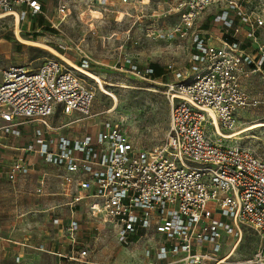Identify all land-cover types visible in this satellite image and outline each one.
Segmentation results:
<instances>
[{"label": "built area", "instance_id": "built-area-1", "mask_svg": "<svg viewBox=\"0 0 264 264\" xmlns=\"http://www.w3.org/2000/svg\"><path fill=\"white\" fill-rule=\"evenodd\" d=\"M51 1L0 0V12L14 16L20 24L45 15ZM151 1L159 6L153 11V21L161 17L177 21L171 27L158 26V31L152 27L147 35L191 41L188 68L168 63L157 77L172 75L162 82L170 105L164 141L150 150L136 149L122 124L106 120L95 134L77 142L61 136L54 146L39 130L25 150L65 167L61 187L71 196L72 207L94 188L89 196L112 219L119 242L129 244L137 235H158L155 264H220L223 234L240 240L244 226L254 229L262 241L249 262L264 264V158L248 147L222 143L217 132L218 128L234 130L242 111L264 106V96L256 97L243 86L245 77L264 73V10L253 8L255 0L89 3L103 8L102 13L117 4L142 10ZM56 9L65 16V0ZM209 18L222 29H202ZM64 61L48 58L35 69L18 64L3 69L0 136L20 135V126L28 121H39L50 129L47 117L57 109L93 116L94 91L85 76ZM78 65L90 68L87 59ZM129 68L141 78L156 79L153 67L142 69L131 63ZM31 165L18 157L10 165L9 178L28 173ZM65 230L75 242L78 220L72 217ZM87 256V248L80 250V259Z\"/></svg>", "mask_w": 264, "mask_h": 264}, {"label": "rangeland", "instance_id": "rangeland-1", "mask_svg": "<svg viewBox=\"0 0 264 264\" xmlns=\"http://www.w3.org/2000/svg\"><path fill=\"white\" fill-rule=\"evenodd\" d=\"M59 1L52 0L45 10V15L26 19L20 24L12 15L0 16V81L3 69L11 65H25L35 69L48 58L63 60L60 55L36 42L53 47L77 65L78 62L87 59L90 63L88 70L99 74L105 81L107 89L116 98L104 93L94 80L83 75L87 85L95 93L91 107V114L95 115L70 125L69 129L81 134L87 128L94 130L102 126L104 121L112 120L126 128L136 149L150 150L153 146L161 144L166 136L170 113V105L162 82L166 78L171 79L172 75L167 74L162 79L156 78L152 81L131 72L129 65L134 63L144 69L157 64L165 72L166 65L174 63L184 70L187 69L191 53L189 38L166 40L147 35L152 27L158 31V26H174L177 18L161 17L157 22L153 21V11L159 8L156 1L143 5L142 10L132 5L117 4L100 13V9L103 8L91 5L89 0H65L67 14L60 16L56 9ZM253 8L264 10V0H255ZM16 23L24 39L36 42L20 40L15 33ZM65 64L70 67L67 62ZM243 86L252 95L262 98L264 73L258 72L245 77ZM75 118L55 112L53 116L47 117V122L51 125H60ZM257 121H264L262 105L242 111L236 128L226 130L224 133L249 127ZM41 124L36 122L24 126L22 131L31 130L32 126L36 131L42 130ZM238 137L240 138H221V142L226 145L248 147L264 158V127L249 129ZM14 152L13 149L0 147V210L1 212L5 209L14 210L8 214L0 213V221L3 217L13 229L17 219H20L19 216H24L22 221L27 223L26 243L37 246L42 242L44 248L49 250L53 243L57 242L56 239L63 235L52 228L51 208L55 201L51 196L40 198L29 188L23 190L25 197L22 200L10 198L9 195L17 192L15 189L19 188L17 184L15 187L8 182L1 170L7 161H11ZM51 190L52 188L47 191ZM98 205L96 203L84 205L78 211L81 228L79 238L90 246L88 262L63 264H155L157 246L161 241L158 235L155 234L154 237L137 235L131 238L129 244H123L118 240L117 229L112 219ZM213 215L221 218L219 213ZM222 242L223 248L219 258L224 261L220 264H263L249 262L262 245L260 236L250 226L243 227L240 240L224 233ZM30 256L33 259V254Z\"/></svg>", "mask_w": 264, "mask_h": 264}, {"label": "crops", "instance_id": "crops-1", "mask_svg": "<svg viewBox=\"0 0 264 264\" xmlns=\"http://www.w3.org/2000/svg\"><path fill=\"white\" fill-rule=\"evenodd\" d=\"M208 20L203 21L202 26L206 27H203L202 29L211 28L216 31H220L222 29V27L218 24H212L210 18ZM236 21L239 24V21ZM242 34L243 32L240 29L238 35L242 36ZM244 42L245 44H247L246 41ZM55 112H60L69 118H76L72 121H69L68 123H61L60 125H51L47 122L50 129L43 125L42 131L44 133V137L46 140L51 142L53 146L61 136L69 137L73 140V142H77L86 134H95L100 128L99 127L94 130H89L87 128L83 133L79 134L78 132L70 130V125L82 120L90 119L95 114H93V116L91 117H84L78 112L66 114L61 109H57L51 115L53 116ZM36 122L39 123V121H28L20 126L21 133L18 136L11 134L0 136V147H2L3 149L15 150L11 161H7V163H5L4 168L1 170V172L2 174H4L8 182L14 184L15 187L16 184L18 185L17 187L19 188V190L16 188L15 190H17V192L11 193L9 195L10 198H13L15 200H22L25 197L24 193L28 188L30 189V191L33 190L35 194L40 198L45 196H51V198H53L55 204L51 208L52 228L54 231L62 232L63 235H61V237H58L56 239L57 242H54L51 248L48 250L44 248V243L42 242H39L37 246L34 244L26 243V241L28 240L27 234L25 233V230H27V223H25V221H22V218L24 216H19L20 219H17L18 221L16 222V225L13 227V229L8 224V221H4L3 217H1L0 264H63L64 262H88L90 257V246L88 245V243H86L85 241H81L79 238V232L81 229L80 225L79 230L76 232L75 242L72 241L71 236L66 232L65 226L72 217H75L77 220H79L78 211L82 208V206L93 204L95 199L89 195H92V193H94V188L85 191L84 194L87 197L81 200L75 207H72L69 204L71 196L65 194L62 191L61 187V176L65 173V167L48 163L44 159V156H42L41 154L25 150L26 146L34 141V137L37 131L32 126L31 130L23 132L22 127L33 125ZM18 157H23L26 161L30 162V164L32 163V165L28 173L19 174L16 179L11 180L8 174L9 168L11 163ZM51 188L52 190L50 192L47 191ZM10 211L14 212L13 209H5L3 210V212H1L0 210V213L8 214L10 213ZM84 248L88 249V256L84 259H80L79 252ZM42 251H45L49 254H44V252ZM31 254H33V259H31Z\"/></svg>", "mask_w": 264, "mask_h": 264}, {"label": "bare ground", "instance_id": "bare-ground-1", "mask_svg": "<svg viewBox=\"0 0 264 264\" xmlns=\"http://www.w3.org/2000/svg\"><path fill=\"white\" fill-rule=\"evenodd\" d=\"M4 15H8L7 13H4V14H0V16H4ZM18 20V19H17ZM17 24V23H16ZM15 33H16V36L22 40V41H25V42H36V41H31V40H28V39H24L21 34H20V29L18 27V24L16 25L15 27ZM36 43H39L41 44V46H44L50 50H52L53 52H55L56 54L60 55L67 63H69L73 68H75L78 72H80V74L94 80L99 88L106 94L108 95H111L113 97L116 98V96L109 90L107 89L108 87H106V83L105 81L101 78V76L95 72H92L88 69H85L83 67H81L80 65H77L76 63H74L73 61H71L69 58L65 57L64 55L60 54L57 50H55L53 47L45 44V43H40V42H36ZM259 127H264V121H257L255 123H253L251 126L249 127H246V128H243V129H240V130H237L235 132H232V133H228V134H225L224 131L220 128H218L217 132L218 134H220V136H222L223 138H240L238 137L242 132H245L249 129H253V128H259ZM237 245V244H236ZM224 261V259L222 260V262Z\"/></svg>", "mask_w": 264, "mask_h": 264}, {"label": "trees", "instance_id": "trees-1", "mask_svg": "<svg viewBox=\"0 0 264 264\" xmlns=\"http://www.w3.org/2000/svg\"><path fill=\"white\" fill-rule=\"evenodd\" d=\"M153 68H154V73L152 74L153 77L157 78L163 75V70L160 66H158L157 64H153Z\"/></svg>", "mask_w": 264, "mask_h": 264}]
</instances>
